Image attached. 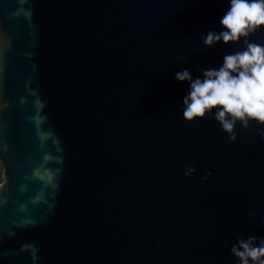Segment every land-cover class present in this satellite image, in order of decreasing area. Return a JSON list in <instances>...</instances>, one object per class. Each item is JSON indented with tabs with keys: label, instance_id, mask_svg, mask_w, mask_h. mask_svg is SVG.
<instances>
[{
	"label": "water",
	"instance_id": "obj_1",
	"mask_svg": "<svg viewBox=\"0 0 264 264\" xmlns=\"http://www.w3.org/2000/svg\"><path fill=\"white\" fill-rule=\"evenodd\" d=\"M228 7L0 0V264H238L264 237V127L184 121L175 79L242 49L202 44Z\"/></svg>",
	"mask_w": 264,
	"mask_h": 264
},
{
	"label": "clouds",
	"instance_id": "obj_2",
	"mask_svg": "<svg viewBox=\"0 0 264 264\" xmlns=\"http://www.w3.org/2000/svg\"><path fill=\"white\" fill-rule=\"evenodd\" d=\"M228 3L219 21L222 30L208 31L202 44L212 47L222 42L229 46L242 41V49L224 55L222 65L218 69H205L202 77L194 79L184 69L175 74V79L189 83V91L183 97V120L192 123L215 113L214 119L228 135L229 142H235L237 123L244 129L253 122L264 127V44L250 39L255 32L264 30V0H228ZM260 136L264 141V131ZM195 172V166L185 167V176L191 177ZM211 174L206 172L200 182ZM255 216V212L248 213L250 220ZM230 252L238 264H264V237L238 236Z\"/></svg>",
	"mask_w": 264,
	"mask_h": 264
},
{
	"label": "rangeland",
	"instance_id": "obj_3",
	"mask_svg": "<svg viewBox=\"0 0 264 264\" xmlns=\"http://www.w3.org/2000/svg\"><path fill=\"white\" fill-rule=\"evenodd\" d=\"M2 170H1V168H0V183L3 181V178H2Z\"/></svg>",
	"mask_w": 264,
	"mask_h": 264
}]
</instances>
